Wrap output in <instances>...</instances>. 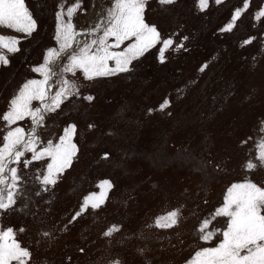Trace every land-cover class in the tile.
<instances>
[{
    "label": "rangeland",
    "instance_id": "obj_1",
    "mask_svg": "<svg viewBox=\"0 0 264 264\" xmlns=\"http://www.w3.org/2000/svg\"><path fill=\"white\" fill-rule=\"evenodd\" d=\"M25 2L37 27L30 36L16 32L20 51L5 53L9 64L0 65V116L24 83L43 79L33 69L59 46L57 12L63 9L67 20V9L79 3L72 22L77 31H86L113 0ZM238 9L232 31H223ZM261 11L264 0H209L204 11L198 0L167 6L147 0L145 22L155 25L162 39L173 40L164 63L161 43L133 61L129 73L93 81L80 72L67 74L80 95L47 113L38 133L43 147L49 140L58 143L64 129L75 124L77 154L48 191L36 177L50 160L27 168L22 162L12 165L24 178L27 199L0 212V228L16 230L21 246L31 252L29 264H189L197 251L220 242L219 233L208 242L200 239L202 221H212L210 230L226 227L227 218L213 217L233 183L264 186V166L256 160L264 139ZM88 95L91 102L83 98ZM165 100L169 106L162 111ZM38 104L33 101V107ZM17 126L29 131L31 121ZM7 130L0 119V138ZM30 158L28 153L22 159ZM248 161L257 167L247 170ZM104 180L112 188L101 206L77 216L87 196L105 191L99 187ZM174 210L180 214L176 226H156L158 217ZM113 226L119 230L105 236Z\"/></svg>",
    "mask_w": 264,
    "mask_h": 264
},
{
    "label": "snow or ice",
    "instance_id": "obj_2",
    "mask_svg": "<svg viewBox=\"0 0 264 264\" xmlns=\"http://www.w3.org/2000/svg\"><path fill=\"white\" fill-rule=\"evenodd\" d=\"M222 2L215 0L216 4ZM158 3L167 6L175 4L176 0H158ZM208 4L209 0H198L201 11ZM146 6L147 0H113L112 5L102 11L97 22L86 31H77L72 22L74 13L80 7L79 3L67 9V20L63 9L57 12L55 38L59 46L49 49L43 63L33 69L43 79H31L24 83L10 101L8 111L0 116L8 128L0 138V212L14 210L19 200L27 199L26 191L21 188L24 178L20 175V169L12 165H20L22 162L27 168L33 161L45 158L50 160L46 171L36 177L42 190L48 191L50 186L56 185L59 175L71 165L77 154V146L73 143L75 124L64 129L58 143L49 140L43 147H40L38 133V128L45 126L47 113L56 111L64 101L80 95L79 85L67 79V74L75 76L80 72L85 80L93 81L129 73L133 61L161 43L163 47L159 49V59L161 63L165 62V51L172 46L173 40L162 39L157 27L145 22ZM247 7L245 3L244 8ZM240 16L241 10L238 9L232 17V23L223 31H232ZM260 17H264V11L258 14L257 19ZM0 27L30 36L37 24L25 0H0ZM19 44L20 40L16 37L0 35V65L9 64L5 53L19 52ZM205 67L202 66L200 71L203 72ZM53 87L56 88L55 92L52 91ZM83 98L89 102L94 99L91 95ZM33 101L39 102L38 106L33 107ZM168 106L169 101L165 100L160 109L163 111ZM26 118L31 121L29 131L23 127H13ZM28 153L31 158L22 159ZM104 158H107V154ZM256 160L264 166V139L257 144ZM256 167L257 164L252 161L246 163L249 171ZM99 187L105 191L87 196L77 216L89 207L98 209L106 199V190H110L112 184L104 180ZM36 195H40V191ZM179 215L174 210L158 217L156 226L174 227L179 222ZM215 217L227 218L226 227L210 230L212 221L205 219L198 229L200 239L208 242L217 233L222 239L215 247L197 251L189 264H264V186H258L250 180L233 183L227 190L223 205L216 209L213 219ZM118 230L113 226L104 235L110 237ZM30 259L31 252L21 246L16 238V230L13 227L0 228V264H29Z\"/></svg>",
    "mask_w": 264,
    "mask_h": 264
},
{
    "label": "crops",
    "instance_id": "obj_3",
    "mask_svg": "<svg viewBox=\"0 0 264 264\" xmlns=\"http://www.w3.org/2000/svg\"><path fill=\"white\" fill-rule=\"evenodd\" d=\"M0 35H8V36H13L16 37V32L14 30H10L4 27H0Z\"/></svg>",
    "mask_w": 264,
    "mask_h": 264
}]
</instances>
